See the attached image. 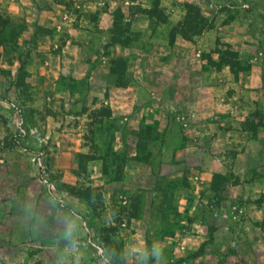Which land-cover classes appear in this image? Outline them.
<instances>
[{
  "label": "rangeland",
  "instance_id": "374dc122",
  "mask_svg": "<svg viewBox=\"0 0 264 264\" xmlns=\"http://www.w3.org/2000/svg\"><path fill=\"white\" fill-rule=\"evenodd\" d=\"M153 242L264 264V0H0V264Z\"/></svg>",
  "mask_w": 264,
  "mask_h": 264
},
{
  "label": "clouds",
  "instance_id": "9594fccd",
  "mask_svg": "<svg viewBox=\"0 0 264 264\" xmlns=\"http://www.w3.org/2000/svg\"><path fill=\"white\" fill-rule=\"evenodd\" d=\"M76 219L78 220L79 217H76ZM66 229H67L66 236L69 239H73V242H75L73 236L75 230L74 221L66 220ZM101 256L103 257V253L101 254ZM164 258H165L164 249H162L155 242H153L150 246H144L140 248L135 254L136 264H161Z\"/></svg>",
  "mask_w": 264,
  "mask_h": 264
},
{
  "label": "trees",
  "instance_id": "16d2710c",
  "mask_svg": "<svg viewBox=\"0 0 264 264\" xmlns=\"http://www.w3.org/2000/svg\"><path fill=\"white\" fill-rule=\"evenodd\" d=\"M204 23V18L201 16L200 13H197L195 20L192 19L191 14H187L184 21L180 23V26H182L181 33L186 38H189L192 34H199L204 28Z\"/></svg>",
  "mask_w": 264,
  "mask_h": 264
}]
</instances>
